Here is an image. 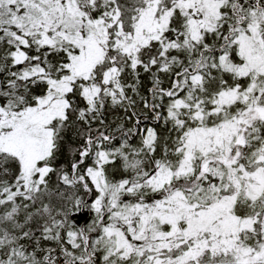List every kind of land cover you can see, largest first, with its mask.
Instances as JSON below:
<instances>
[{
  "label": "snow or ice",
  "instance_id": "6c2138e0",
  "mask_svg": "<svg viewBox=\"0 0 264 264\" xmlns=\"http://www.w3.org/2000/svg\"><path fill=\"white\" fill-rule=\"evenodd\" d=\"M0 264H264V0H0Z\"/></svg>",
  "mask_w": 264,
  "mask_h": 264
}]
</instances>
